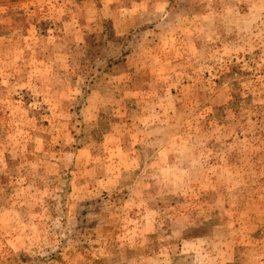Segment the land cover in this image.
Here are the masks:
<instances>
[{
	"label": "rangeland",
	"instance_id": "obj_1",
	"mask_svg": "<svg viewBox=\"0 0 264 264\" xmlns=\"http://www.w3.org/2000/svg\"><path fill=\"white\" fill-rule=\"evenodd\" d=\"M0 264H264V0H0Z\"/></svg>",
	"mask_w": 264,
	"mask_h": 264
}]
</instances>
